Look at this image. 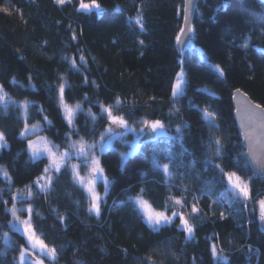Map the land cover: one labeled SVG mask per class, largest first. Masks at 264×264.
Instances as JSON below:
<instances>
[{
    "label": "trees",
    "instance_id": "obj_1",
    "mask_svg": "<svg viewBox=\"0 0 264 264\" xmlns=\"http://www.w3.org/2000/svg\"><path fill=\"white\" fill-rule=\"evenodd\" d=\"M80 2L0 0V85L12 99L7 108L0 105V131L6 134L8 144L0 151V165L8 168L13 177V191L23 188L43 167L40 162L26 163L28 155L23 151L26 141L19 136L23 121L19 104L13 102L28 100L43 106L52 125L42 134L62 143L68 129L57 111L56 92L51 89L65 81L67 102H79L84 109L76 119L81 136L87 137L86 127L94 126L87 115L88 108L99 115L95 101L114 105L120 98V114L131 113L132 120L171 122L169 135H175L177 123L190 125L185 132L184 147L194 155H185L182 163L188 165L195 159L196 168L174 169L176 178L170 181L173 185L170 188L165 177L151 167L150 146H142L141 151L129 157L121 171L119 153L128 151L129 146L117 141L118 151L109 149L101 157L113 183L99 218L88 213L87 199L71 176H61L47 199L35 198V207L41 213L35 227L46 243L63 249L58 264H193L194 256L197 264H215L210 252L212 243L223 248L230 264H264V231L258 208L254 210L251 202L246 210H241L239 203L230 207L224 191L226 180L216 184L211 199L201 191L205 187L203 182L213 180L216 175L203 170L210 136L227 138L224 144L229 159L236 157L237 150L246 151L240 149L242 136L234 115V91H244L264 107V51H258L264 49V0H198L199 11L193 18L196 27L191 41L193 48L183 52L188 82L176 105L169 97L170 85L179 71L180 51L175 36L183 24L182 14H178L183 0H98L104 9L100 16L95 11L78 10ZM141 4L146 28L143 32L134 21L128 20L136 15ZM4 8L8 11H3ZM245 36L250 38L248 49L239 47ZM140 40L144 41L143 46ZM201 54L207 57V63L201 61ZM80 55L87 64L79 60ZM64 56H75L79 71ZM216 64L224 68V78L213 67ZM85 76L88 84H84ZM190 102L200 108L210 106L217 112L221 131L209 132L200 113L189 106ZM173 108H179L178 115L170 113ZM29 113V123L41 120L36 107H30ZM104 127L105 121L98 119L97 133ZM76 138L74 135L73 139ZM167 147L164 140L159 142L161 152ZM172 149L177 154L182 151L179 144H173ZM166 162L161 158V163ZM239 163L238 174L244 179L252 177L253 196L256 199L264 196V178L256 177L250 165L245 168L243 159ZM227 170L236 169L230 166ZM142 172L146 175L141 176ZM130 186L132 194L144 188L145 199L158 211L163 210L170 193L186 197L189 203L193 197H200L197 207L202 215L190 220L195 225L193 238L185 241L184 234L175 226L178 219L174 225L152 230L130 202L122 203ZM184 187L187 191L182 192ZM0 189L8 199V185L0 182ZM98 189L104 195L102 183ZM217 198L219 203L212 204V199ZM53 208L65 215L63 225ZM184 211L187 214L190 208ZM9 219L11 216L0 207V231L9 232L12 241L11 247L6 248L0 236V251L4 252L0 264H14L13 257L18 255L16 246L24 244L20 233L9 231ZM248 245L253 249L251 253Z\"/></svg>",
    "mask_w": 264,
    "mask_h": 264
},
{
    "label": "snow or ice",
    "instance_id": "obj_2",
    "mask_svg": "<svg viewBox=\"0 0 264 264\" xmlns=\"http://www.w3.org/2000/svg\"><path fill=\"white\" fill-rule=\"evenodd\" d=\"M66 0H57V3L64 4ZM144 5L141 4L137 7L135 16L128 17L129 21H134L138 26L139 31H146L145 19L143 14ZM227 8V4L224 5ZM91 13L95 10V15L100 16L104 9L98 0H91V3H84L81 0L79 9ZM3 11H8L4 8ZM199 11L198 6L194 0H183L180 12L182 14L183 24L175 36V42L181 46V52L177 59V66L179 71L175 73L173 82L170 85L171 96L170 102L176 105L180 102V98L185 94V85L187 84L185 63L186 58L183 55L185 44L191 48L190 43L192 36L196 33V27L192 23L190 13ZM72 39L75 40L76 36L73 34ZM243 43L239 45L242 49H248L250 38L242 37ZM140 45H144V41H139ZM264 51V49H258ZM143 55V53H141ZM70 66L77 71V59L75 56H64ZM201 61L207 63V57L201 54ZM79 60L87 64V60L83 55L79 56ZM220 78H224L225 70L219 64L213 65ZM32 77L29 76L28 80L31 81ZM63 79V77H61ZM13 77L12 83H15ZM88 77H84V84H88ZM94 83V82H93ZM67 82L58 84L54 90L57 99V111L60 114L64 126L68 129L64 133V140L62 143H56L51 140L47 135L41 133L48 130L52 125V121L46 114L43 106H38L35 102L23 100L13 102L19 104V110L23 121V128L19 132V136L26 141L24 152L28 155L26 163L36 164L37 162L43 163V167L39 170V174L35 175L29 183L25 184L23 188H17L13 191L14 180L8 168L0 165V182L8 185L7 195L8 199L4 198V190L0 189V207L4 212L11 216L7 221L9 231L20 233L24 239V244H18L15 251L18 252L17 256L13 257L14 264H45V259L49 264H58L59 253L63 250L46 243V238L42 233H39L35 227L37 219L41 218V213L35 207V198L37 196H44L45 199L54 190V186L58 179L63 175H70L72 182L84 193L88 203V213L95 215L99 218L102 214V205L106 203V197L109 194V189L113 183L112 178L106 174V168L102 162L101 157L106 151H118L114 148L113 141L118 140L121 143H128L126 136L131 133L135 139L131 145V151L120 152V167L121 171L124 170L125 165L128 163V158L141 151L142 146H150L152 151L151 167L158 173L165 177V183L168 187H173L170 183L176 178L174 169L179 167H186L192 170L196 168V161L193 159L188 165L182 163L185 155H194L184 147L185 132L190 128L186 122L177 123L175 125V135H169L171 122L165 124L160 119H147L140 118L139 120H132V114H120L118 109L122 104L120 98H117L115 104H104L100 101H95V106L99 108V115L88 108L87 115L93 122V127L87 129V137L80 135V129L76 127V119L79 113L84 109L81 103L69 104L65 98V88ZM35 88V85H30ZM240 95V89H236L233 93V99ZM10 99L4 91V86L0 85V103L4 104L7 108V101ZM87 101V94L84 96ZM190 107L195 108L200 113V119L207 125L209 132L221 131V125L218 121V113L211 109L210 106L200 108L197 105L189 104ZM30 107H36L37 113L41 116V120L34 123H29L30 120ZM170 113L179 114V108L169 110ZM241 111V109H238ZM243 116L241 120L242 135L244 140L241 142L240 149L246 148L247 151L237 150L236 157L229 159L228 153L225 149L224 140L227 139L221 136H210L207 142V151L205 152V159L203 160V170H211L215 172L213 180L204 181L205 187L201 190L203 195L208 196L210 199L214 195L213 189L217 183L224 180L227 186L224 189L228 195L229 206L233 207L235 203L241 205V210H246L251 204L254 210L258 208V219L264 224V196L256 199L253 196V189L251 185L252 177L244 179L238 174L240 167V160L245 161L244 167L247 168L251 165L256 171L255 174H264V109L261 105H251L245 103L243 105ZM98 119L105 121L103 131L97 133L95 124ZM139 125V127H137ZM122 129L123 131H118ZM58 135V133H57ZM76 139H73V136ZM164 140L167 142V149L161 152L159 150V142ZM179 144L182 151L177 154L173 151L172 145ZM8 147L6 134L0 131V149ZM161 158L166 160V163H161ZM77 161L72 163V161ZM228 161L227 163L225 161ZM236 170H227L229 167ZM82 171L84 174L82 175ZM141 173V176H145ZM199 177V173H197ZM100 182L104 188V195L97 191V183ZM126 201L122 203H129L136 210V214L140 215L145 222L154 231L159 230L164 225H174L178 219L179 224L175 225L183 234L185 241L193 238L195 225L190 222L194 218L202 215V210L197 207L201 203L200 197H193L189 203L184 196L177 197L169 194L163 205V210H156L152 207L148 200L145 199V189L140 188L138 192L131 193V186L126 190ZM182 192L187 191V188H181ZM77 205L79 201H76ZM219 203V198L212 199V204ZM10 205V206H9ZM18 205H21L18 207ZM190 208V212L185 214L186 209ZM179 209V210H178ZM56 212V218L62 225L65 223L66 217L60 214L55 208L51 209ZM235 210V209H234ZM220 216L223 217L224 213L221 212ZM0 236L3 237L6 248L11 247L12 241L9 237V232L0 231ZM249 252L253 251L251 245L247 246ZM258 251V250H255ZM210 252L212 260L215 264H230L229 257L224 254L222 247L215 243L210 245ZM4 252L0 251V255ZM193 264H197L196 257L192 258ZM79 264V262H78Z\"/></svg>",
    "mask_w": 264,
    "mask_h": 264
},
{
    "label": "water",
    "instance_id": "obj_3",
    "mask_svg": "<svg viewBox=\"0 0 264 264\" xmlns=\"http://www.w3.org/2000/svg\"><path fill=\"white\" fill-rule=\"evenodd\" d=\"M194 3L197 5L198 0H194ZM194 15H195V13H190V16L192 17V23H193ZM192 39H193V36H192ZM192 39H191V41H192ZM191 41H190V43H191ZM177 46H178L179 51L181 52V46L180 45H177ZM187 48L188 47H187V43H186L185 47H184V51H186ZM245 103H249L251 105H257L258 104L254 100H252V98L247 93L240 90V95L237 96L235 99H233V104H234V108H235L234 115H235V119H236L240 134L242 133V128H241V120H242V116H243L242 109H243V105ZM258 105H260V104H258ZM261 108L264 109V107L262 105H261ZM238 109H241V111H238ZM241 136H242V141H243L244 137L242 134H241ZM245 150L247 151L246 148H245ZM250 167L254 173L256 170L251 165H250ZM255 176L260 177V178H264V174H255ZM260 227L264 231V224H262L261 222H260Z\"/></svg>",
    "mask_w": 264,
    "mask_h": 264
},
{
    "label": "rangeland",
    "instance_id": "obj_4",
    "mask_svg": "<svg viewBox=\"0 0 264 264\" xmlns=\"http://www.w3.org/2000/svg\"><path fill=\"white\" fill-rule=\"evenodd\" d=\"M85 3V2H84ZM83 11V10H82ZM93 11H95V10H93ZM92 11V12H93ZM191 45H192V47L191 48H193V44H192V42H191ZM189 48V47H188ZM5 91V90H4ZM6 92V91H5ZM7 93V92H6ZM7 95H8V97H10L9 96V94L7 93ZM12 101V99L10 98L8 101H7V103H10ZM0 105H2V106H4V104L3 103H0ZM8 105V104H7ZM118 131H123L122 129H118ZM129 134H131V133H128L127 134V136H126V139H127V141H128V143H126V145H128L129 146V149H128V151H131V145H132V142L134 141V139H135V137L133 136L132 138H129ZM41 135H43L42 133H41ZM118 140H114L113 141V146H114V148H116V147H118L117 146V144H116V142H117ZM2 149H0V151H1ZM128 151H125V152H128ZM77 161H75V160H73L72 161V163H76ZM82 174V173H81ZM83 175V174H82ZM100 184V182H98L97 183V191L99 192V189H98V185ZM102 195V194H101ZM103 196V195H102ZM21 205H18V207H20ZM165 226V225H164ZM163 227V226H162ZM45 264H49V261L47 260V259H45Z\"/></svg>",
    "mask_w": 264,
    "mask_h": 264
}]
</instances>
